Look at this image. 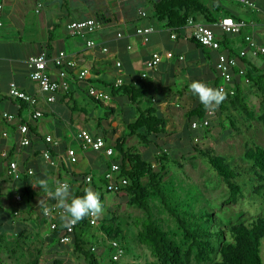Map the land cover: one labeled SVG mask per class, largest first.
Here are the masks:
<instances>
[{
  "label": "crops",
  "instance_id": "obj_1",
  "mask_svg": "<svg viewBox=\"0 0 264 264\" xmlns=\"http://www.w3.org/2000/svg\"><path fill=\"white\" fill-rule=\"evenodd\" d=\"M156 1L159 0H0L3 6L0 12V199L2 191L13 192L7 204L3 203L4 206L14 204L17 209H24L26 215H33L41 199L48 205L57 203L41 189L33 187L32 183L38 179H48L53 188L57 181H67L73 194L79 183L74 181L72 173L92 176V172L97 171L105 174L99 158L102 157L107 164L110 159L102 153L81 152L76 134L84 130L94 137H102L107 148L112 149L117 140L127 134L125 125L133 122L136 106L121 94H111L107 87H113L118 79L123 81V85L144 90L145 97L139 107L154 108L156 114L165 120L166 136L163 141L185 140L184 115L199 102L190 94L188 86L192 81H201L212 88L219 83L216 82L218 75L215 69L217 53L198 47L188 38V33L180 29L176 32L177 38L171 39L172 30L163 29L162 25L152 20V3ZM215 1L204 0L208 6ZM222 1L225 3L222 4ZM249 1L258 12L228 0L216 1L231 15L220 13L217 19L231 17L247 23L242 36L251 35L258 43L264 44V3H260L264 0ZM146 5L151 7V12L146 10ZM88 18L101 19L103 31L84 38L74 37L66 31L69 22ZM214 25L211 26L219 41L229 35L221 33ZM139 28L153 29L146 44L135 34ZM118 34L121 37H117ZM230 36L229 43L226 42L225 46L221 44V50L236 53L242 42L235 35ZM90 40L95 43L94 47L87 46ZM102 47L107 49L106 53ZM59 52H64L80 68L87 70L90 78L81 82L71 79L68 90L59 92L55 102L47 103L37 85L29 79L27 62L42 53L54 57ZM154 52H171L174 58L163 57L157 69L148 72L145 63ZM252 63L256 68L264 67V59ZM46 72L51 79L57 80L51 65ZM143 74L146 75L144 79L141 78ZM11 84L38 98L37 108L43 113L42 118L30 120L29 108L7 97ZM89 85L109 96V101L103 103L109 109L105 110L104 119L87 116L86 107L95 106L87 94ZM234 87L236 91V85ZM2 113L12 114L16 119L8 123L2 119ZM21 121L29 127V147H20L18 143ZM46 135H52L58 141V146L52 147L53 167L43 158L46 150L42 139ZM67 149L75 150V163L69 161ZM2 153L7 154V160L1 157ZM9 162L16 163L19 178L7 176ZM25 187L37 193L35 201L21 198ZM17 196H20L19 201H16ZM0 202L2 204V200ZM13 212L16 214L17 211Z\"/></svg>",
  "mask_w": 264,
  "mask_h": 264
},
{
  "label": "trees",
  "instance_id": "obj_2",
  "mask_svg": "<svg viewBox=\"0 0 264 264\" xmlns=\"http://www.w3.org/2000/svg\"><path fill=\"white\" fill-rule=\"evenodd\" d=\"M215 2L208 6V3L203 0H159L152 3V20L162 25L163 29H170L175 32L184 27L190 18L212 27L211 25L218 23L220 20L217 19L218 14L223 13L231 16L225 12L220 4ZM235 37L242 42L244 36L240 33ZM230 40L231 36L225 35L222 41L219 42L220 45L225 46L226 42ZM191 42L202 48L194 41ZM230 53L236 54L235 51ZM240 65L245 70L244 79L247 80V83L252 84L258 92L260 99L259 121L264 126V67L256 68L249 61L241 62ZM235 85V96L232 98L226 97L213 114L218 117L221 115L220 113L226 110L228 105H231V107L238 108L243 112L247 119L253 120L254 113L244 101L240 80L237 79ZM216 86L217 83H215L214 88ZM107 88L110 89L112 95L121 94L128 98L130 104L136 106V116L133 122L125 125L127 134L118 139L113 146L110 163L107 164L103 162L102 157L99 158V163L105 168V173L109 170L111 163L118 164L119 171L116 177L125 179L127 185L119 193H108L105 190V174L101 175L97 171L92 172L91 182L86 184L85 179L89 174L76 175L72 173L74 181L79 183V187L73 191V196H83L85 189H91L100 195L101 203L104 206V214L97 217V225L109 241L108 247L111 256L107 264H190L192 260L196 264H264V216L254 219L248 225L236 224L221 227L215 222L213 213L206 210L197 212L189 200H182L174 185L165 180L168 162L182 168L178 161L175 162L171 159L172 148L167 144L159 143L166 136L165 120L156 114L154 108L142 109L139 107L145 97L142 88L127 85L119 88L111 86ZM91 100L95 105L105 108L103 103ZM105 110L109 109L105 108ZM184 116L185 141L191 143V150L195 153V156L204 160L209 169L223 180L229 192L224 203H238L240 197H242L241 188L235 182L239 174L227 164L223 157L216 156L209 149L200 148L198 144H193L194 140L201 139L203 141L205 139L212 124L210 121L206 128L200 129L198 132L192 131L191 124L193 121L207 119L209 111L205 110L203 105L198 102ZM132 140L142 146L141 151L154 150L152 158L155 164L158 165L159 170L155 169L152 161L142 158V154L131 145ZM42 141L45 144V150L49 152L51 157L54 156V148L49 147L44 138ZM85 152L90 154L100 153L91 150ZM244 158L251 163L255 170V177L260 184L257 191V194H259L264 187V148H248L244 152ZM24 191L22 199L35 201L34 198L38 196L37 193L30 191L27 187ZM121 193L126 195L129 206L140 209L147 214L145 219L135 220L138 231L131 242L136 246L147 248L153 259L152 261H145L144 263L118 261L124 253L129 252L126 233L128 225L122 217L112 211L109 204L116 195ZM154 202H157L159 207L172 218L175 231L171 232L164 229L162 221L154 216ZM37 213V220L42 224H46L41 206H37ZM1 215L5 216L0 220V261L2 252L10 247L6 241V232L8 230L12 231L14 225L17 226L18 235L22 236L25 233L24 222L15 221L13 217L6 215L0 202ZM55 222L56 228L51 230L53 239L50 246L51 244H55L54 246L61 245L59 237L66 229L62 226L60 218ZM96 226H90L88 217H85L76 224L72 233L70 242L72 253L80 258L84 264H104L100 258V251L96 250L93 244V240L96 238L90 233V229ZM113 243H116L117 247H114ZM118 251L121 252V255L114 259ZM39 256L40 252L37 251L36 256H31L30 264H38ZM51 264H62V261L54 260Z\"/></svg>",
  "mask_w": 264,
  "mask_h": 264
},
{
  "label": "rangeland",
  "instance_id": "obj_3",
  "mask_svg": "<svg viewBox=\"0 0 264 264\" xmlns=\"http://www.w3.org/2000/svg\"><path fill=\"white\" fill-rule=\"evenodd\" d=\"M224 3L222 1V4ZM260 3L263 4L264 1ZM145 8L151 12L149 5H146ZM241 84V87H244V101L254 113L253 120L247 119L245 114L238 108L228 105L226 110L220 113L222 116L215 117V114L213 115V119H211L212 127L206 134L205 139L203 141L201 139L193 141V144H198L200 148L209 149L216 156L223 157L227 164L239 174V177L235 180L242 191V197H240L238 203H224L229 195L227 187L223 180L209 169L204 160L195 156V153L191 150V143L184 139L177 142L170 140L159 142L160 144L169 145L172 148L171 159L182 165V168H179L168 162L165 180L172 183L176 191L180 193L182 200H189L197 212L206 210L213 213L215 222L221 227L236 224L248 225L254 219L264 216V187L257 194L259 181L255 177V170L251 163L244 158L246 149L264 148V126L259 121L260 99L256 88L252 84L244 80ZM146 104L150 105L149 101H146ZM86 108L89 118L104 119L106 117L104 115L106 111L103 107L92 105L91 108ZM131 145L142 154L144 160L149 159L154 163L155 169L159 170L158 165L155 164L152 158L153 149L141 151L142 146L135 140H132ZM4 192L1 193L0 201L2 200L5 214L13 217L15 221H23L25 233L22 236L18 235L17 226L14 225L12 231L7 229L5 235L7 244L10 247L2 252L0 264H30L31 256H36L37 251L40 252L38 264H51L54 260L62 261V264H84L80 258L72 253L71 243L67 246L59 244L58 246H54L55 244L50 246L53 239L52 232L47 223L42 224L37 220V211L28 216L24 209H17L14 204L4 206L3 203L7 204L9 196L13 194L12 191L10 193L8 191ZM109 205L112 211L122 217L128 225L126 233L129 252L124 253L118 261L123 263L152 261L153 259L147 248L136 246L131 242L138 231L135 220H143L147 217V214L140 209L129 206L126 195L122 193L116 195ZM13 210L17 211L16 214ZM153 214L162 221L164 229L171 232L175 231L174 221L159 207L157 202H154ZM4 216L1 215L0 220ZM90 233L96 238L93 240V244L96 250L100 251L102 262L107 264L111 256L108 247L109 241L99 230L98 225L90 229ZM190 264L196 263L192 260Z\"/></svg>",
  "mask_w": 264,
  "mask_h": 264
},
{
  "label": "built area",
  "instance_id": "obj_4",
  "mask_svg": "<svg viewBox=\"0 0 264 264\" xmlns=\"http://www.w3.org/2000/svg\"><path fill=\"white\" fill-rule=\"evenodd\" d=\"M230 2L236 3L240 6L246 7L253 12H258V9L249 0H228ZM3 6L0 4V12ZM142 16H145L142 14ZM1 26V24H0ZM247 23L243 21H236L231 17H224L214 25L218 28L221 33L229 35H239L243 30L247 28ZM104 29V25L101 19L88 18L84 20L72 21L66 25V31L78 38L89 37L97 32H101ZM183 32L188 33V38L193 40L199 46L209 51L217 53L216 55V65L215 69L218 75L217 84L218 89H222L226 97L232 98L235 96V78L245 80V70L240 65L241 62L249 61H260L264 59V44L258 43L251 35H244L242 40L241 48L236 52V54H231L227 51L221 50V45L216 37V34L212 27L202 24L200 22L194 21L192 18L188 19L185 26L180 29ZM153 32L152 28H139L136 29L135 34L140 37L141 42L146 44L148 38ZM117 37H121L120 34ZM170 38L175 40L177 38L176 32L171 31ZM88 47H94L95 43L93 41L87 42ZM104 53L107 52L105 47H102ZM173 59L174 55L171 52L164 54L152 53L150 59L145 63L146 71H155L159 66L162 58ZM182 60V57H178ZM53 67L57 74V80H53L49 77L46 72L48 66ZM27 67L29 69V79L35 83L38 87V91L44 96L47 103H53L56 101V96L59 92H66L69 88V81L75 79L76 81H84L90 78V74L87 70L80 68L76 62L69 59L64 52H59L57 56L48 57L45 53L37 56L31 57L27 62ZM145 74L141 75L144 79ZM123 86V81L118 79L114 84V88H119ZM88 97L94 101L105 103L109 101V96L101 89L95 88L93 85H89L87 89ZM7 97L10 100L18 101L25 104L29 108V119L38 120L43 117V113L37 108L38 98L35 95L28 94L20 90L15 84H11L8 88ZM213 112H209V116L205 120L193 121L191 124L192 130H200L206 128L209 125L210 117H212ZM1 117L4 121L11 123L16 117L12 114L2 113ZM18 132L20 137L19 146L29 147L31 145V140L29 137V127L25 122H20L18 126ZM76 139L79 142V149L81 152L88 150L94 152H100L107 159H110L113 155V149L107 148L106 143L102 137H94L84 130H79L76 134ZM45 143L49 147H57L58 141L52 135H46L44 137ZM66 155L71 163L76 162V152L73 149H67ZM1 157L7 160V154L2 153ZM44 160L50 165L55 166V162L52 159L48 151L43 153ZM119 171V166L116 163H111L109 170L104 175V180L106 182L105 190L108 193H119L126 185L127 181L125 179H119L116 177ZM30 175L31 172H28ZM7 176L17 179L19 174L17 172V165L14 162L8 163ZM91 182V176L85 179V183L89 184ZM20 200V196L16 197V201ZM55 205V204H52ZM43 217L47 222L50 230L56 228V220L59 218V210L54 209L50 215H45L43 212ZM88 223L90 226H96L98 224L97 217H88ZM74 226L66 227L64 233L59 237V243L61 245H68L72 240V233ZM117 247L116 243L112 244ZM121 255L118 254L114 257L117 259Z\"/></svg>",
  "mask_w": 264,
  "mask_h": 264
},
{
  "label": "clouds",
  "instance_id": "obj_5",
  "mask_svg": "<svg viewBox=\"0 0 264 264\" xmlns=\"http://www.w3.org/2000/svg\"><path fill=\"white\" fill-rule=\"evenodd\" d=\"M188 88L190 94L197 98L204 109L209 112H215L226 98L222 89L212 88L201 81H192ZM32 185L57 202L55 205H48L45 200L41 199L38 206L42 207L45 215H50L54 209L59 210V218L63 227L74 226L85 217H99L104 214V206L99 193L91 189H85L83 196L76 197L73 196L67 181H57L54 188L49 185L46 178L38 179Z\"/></svg>",
  "mask_w": 264,
  "mask_h": 264
}]
</instances>
